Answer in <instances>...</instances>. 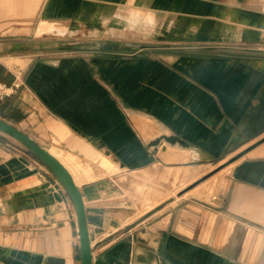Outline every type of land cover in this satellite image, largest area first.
Instances as JSON below:
<instances>
[{"label":"rangeland","instance_id":"374dc122","mask_svg":"<svg viewBox=\"0 0 264 264\" xmlns=\"http://www.w3.org/2000/svg\"><path fill=\"white\" fill-rule=\"evenodd\" d=\"M56 1L60 6L64 0H0V62L21 69V79L14 81L22 85L20 91L33 64L54 63L57 78H77L78 89L91 88L94 96L108 94L109 127L117 116L131 128L129 115L137 114L151 117L164 131L147 142L135 132V146L130 138L125 145L117 137H110L111 146L94 144L109 159L102 167L45 128L43 120L33 119L25 131L46 149H56L83 166L86 182H110L119 211L131 217L125 240H144L150 225L171 210L186 218L197 212L209 218L226 208L232 169L211 176L203 187L199 184L201 192L195 191L197 186L187 189L264 136V0L252 5L254 12L245 11L244 20L230 16L238 28L207 42L194 36H157L133 23L119 25V30L109 25L95 34L78 23L75 34L68 27L66 34H51L50 21L60 9ZM165 143L190 149L189 163L165 170L158 158ZM4 146L52 184L73 211L50 174ZM77 251L80 264L79 241Z\"/></svg>","mask_w":264,"mask_h":264},{"label":"crops","instance_id":"0c3cea01","mask_svg":"<svg viewBox=\"0 0 264 264\" xmlns=\"http://www.w3.org/2000/svg\"><path fill=\"white\" fill-rule=\"evenodd\" d=\"M258 1L64 0L60 6L56 1L60 9L48 32L63 35L68 27L69 33L75 34L77 24L84 23L95 34L109 25L117 29L133 23L157 36H194L207 42L238 28L228 18L233 15L244 20L245 11L254 12L252 5ZM31 71L23 78L22 91L0 104L4 120L19 124L30 137L24 126L35 118L43 120L45 128L102 167L109 159L94 144L111 146L110 137H117L125 145L130 138L135 146V132L147 142L164 131L151 117L137 114L129 115L131 128L117 116L109 127L108 94L94 96L91 88L78 89L77 78H57L54 63L33 64ZM18 74L21 69L0 62V78H5L0 82L11 85L21 79ZM47 150L68 168L82 191L94 264H264V144L234 163L235 168L250 159L230 172L232 186L226 208L213 211L209 218L202 212L186 218L171 210L154 221L146 238L138 241L124 239L131 217L119 211L110 182H86L81 174L83 166L56 149ZM189 153L190 149L165 143L158 155L159 164H164L165 170L182 168L189 163ZM76 237L74 212L60 192L25 159L0 143V264H78Z\"/></svg>","mask_w":264,"mask_h":264},{"label":"water","instance_id":"95a60500","mask_svg":"<svg viewBox=\"0 0 264 264\" xmlns=\"http://www.w3.org/2000/svg\"><path fill=\"white\" fill-rule=\"evenodd\" d=\"M0 143L12 147L31 158L48 174H50L56 181V183L60 186V188L68 198L74 212L80 248V264H94V251L86 206L82 191L76 185L72 174L56 157H54L37 141H35L25 132L8 123L2 118H0ZM262 144H264V139L230 160L226 165L216 170V172L210 174L209 176H206L205 178L189 187L187 189V192L192 190L217 172L221 171L223 168L238 161Z\"/></svg>","mask_w":264,"mask_h":264},{"label":"built area","instance_id":"2783aa9c","mask_svg":"<svg viewBox=\"0 0 264 264\" xmlns=\"http://www.w3.org/2000/svg\"><path fill=\"white\" fill-rule=\"evenodd\" d=\"M22 85L19 82H14L9 85L6 83H0V101H4L6 99H11L16 96Z\"/></svg>","mask_w":264,"mask_h":264},{"label":"bare ground","instance_id":"6f19581e","mask_svg":"<svg viewBox=\"0 0 264 264\" xmlns=\"http://www.w3.org/2000/svg\"><path fill=\"white\" fill-rule=\"evenodd\" d=\"M46 149V148H45ZM50 152V151H49ZM245 152V151H244ZM51 153V152H50ZM52 154V153H51ZM241 154V153H240ZM53 155V154H52ZM54 157H56L55 155H53ZM238 156V155H237ZM57 158V157H56ZM235 158V157H234ZM243 158V157H242ZM58 159V158H57ZM59 160V159H58ZM240 160V159H239ZM60 161V160H59ZM61 162V161H60ZM237 162V161H236ZM62 163V162H61ZM235 163V162H234ZM234 163H232V164H230V165H228L227 167H225L222 171H219V173L217 172L216 173V176H215V174H214V176H212V177H214V179L217 177V174L220 176V175H222L223 173H226V172H228V171H230L231 169H233L234 168V166H235V164ZM63 164V163H62ZM64 165V164H63ZM226 165V164H225ZM65 166V165H64ZM66 167V166H65ZM67 168V167H66ZM68 169V168H67ZM218 170V169H217ZM69 171V170H68ZM70 172V171H69ZM214 172H216V171H214ZM214 172H212V173H214ZM71 173V172H70ZM211 173V174H212ZM73 176V175H72ZM212 177H211V179H212ZM74 178V177H73ZM203 179V178H202ZM75 180V179H74ZM219 180V179H218ZM200 181V180H199ZM206 182V181H205ZM210 182V181H209ZM209 182H207V183H209ZM212 182H213V180H212ZM211 182V183H212ZM76 183V182H75ZM197 183V182H196ZM203 184H205L204 182L203 183H201V185H202V187H203ZM213 184V183H212ZM77 185V184H76ZM194 185V184H193ZM201 185H198L195 189H197V190H195V191H198V190H200V189H202V188H200L201 187ZM206 185V184H205ZM78 186V185H77ZM191 187V186H190ZM200 188V189H199ZM194 190V189H193ZM199 192H201V190L199 191ZM188 193V192H187ZM193 193H194V191H193ZM199 194H202V193H199ZM188 195H192V193L191 194H188ZM187 195V196H188ZM195 195V194H194ZM197 195H198V193H197Z\"/></svg>","mask_w":264,"mask_h":264}]
</instances>
